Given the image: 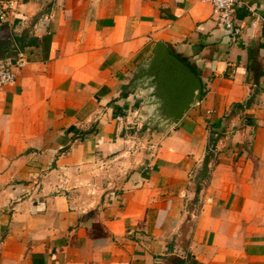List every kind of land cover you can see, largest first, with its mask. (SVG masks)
I'll use <instances>...</instances> for the list:
<instances>
[{"label": "crops", "instance_id": "0c3cea01", "mask_svg": "<svg viewBox=\"0 0 264 264\" xmlns=\"http://www.w3.org/2000/svg\"><path fill=\"white\" fill-rule=\"evenodd\" d=\"M3 1L0 264H264V0ZM158 40L202 93L133 145Z\"/></svg>", "mask_w": 264, "mask_h": 264}, {"label": "water", "instance_id": "95a60500", "mask_svg": "<svg viewBox=\"0 0 264 264\" xmlns=\"http://www.w3.org/2000/svg\"><path fill=\"white\" fill-rule=\"evenodd\" d=\"M133 86L141 93L142 120L160 134L175 127L202 93L200 77L161 40L139 63Z\"/></svg>", "mask_w": 264, "mask_h": 264}, {"label": "built area", "instance_id": "2783aa9c", "mask_svg": "<svg viewBox=\"0 0 264 264\" xmlns=\"http://www.w3.org/2000/svg\"><path fill=\"white\" fill-rule=\"evenodd\" d=\"M211 4V19L219 28L227 30L232 39H236L240 33V27L234 21L235 10L244 0H205ZM6 1L0 0V22L5 21ZM254 22H252L253 24ZM23 63L19 62L18 65ZM234 70L231 71V75ZM15 80L13 64L9 61H0V86L12 83Z\"/></svg>", "mask_w": 264, "mask_h": 264}, {"label": "rangeland", "instance_id": "374dc122", "mask_svg": "<svg viewBox=\"0 0 264 264\" xmlns=\"http://www.w3.org/2000/svg\"><path fill=\"white\" fill-rule=\"evenodd\" d=\"M130 126H132V128L129 129V131H131V136L134 137V139L131 142L133 145L136 144L137 140H144V141L146 140L147 143H150L149 142L150 139L153 138L152 132L155 131L153 126L144 123L143 126L139 128L140 130L136 129L135 124H131Z\"/></svg>", "mask_w": 264, "mask_h": 264}, {"label": "trees", "instance_id": "16d2710c", "mask_svg": "<svg viewBox=\"0 0 264 264\" xmlns=\"http://www.w3.org/2000/svg\"><path fill=\"white\" fill-rule=\"evenodd\" d=\"M8 56V52L5 50L3 53H0V57H6ZM198 75V74H197ZM252 98V97H251ZM245 105H250V99H248L246 102H245Z\"/></svg>", "mask_w": 264, "mask_h": 264}]
</instances>
